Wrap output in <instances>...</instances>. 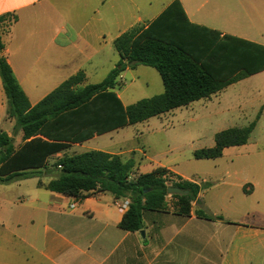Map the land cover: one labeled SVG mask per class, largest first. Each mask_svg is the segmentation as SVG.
<instances>
[{
    "label": "crops",
    "instance_id": "obj_1",
    "mask_svg": "<svg viewBox=\"0 0 264 264\" xmlns=\"http://www.w3.org/2000/svg\"><path fill=\"white\" fill-rule=\"evenodd\" d=\"M174 1L0 0V16L13 20L3 36V55L35 105L80 71L85 74L83 85L100 71L110 72L120 60L115 41L133 28H147ZM179 1L192 23L264 46V0ZM119 78L116 88L122 92L115 91L123 102L127 88ZM13 128L0 78V131L13 136ZM97 137L51 156L41 177L0 184V264H264V165L254 166L253 176L209 182L192 179L143 152L153 166L140 172L136 162L133 177L164 167L210 186L200 192L190 216L178 214L168 195L167 210H146L144 228L132 232L120 228L125 212L116 201L123 199L110 193L78 198L46 189L58 174L54 162L77 154L74 148ZM125 142L88 151L136 161L140 150L118 146ZM9 185L21 193L10 195ZM197 209L214 218L198 217Z\"/></svg>",
    "mask_w": 264,
    "mask_h": 264
},
{
    "label": "trees",
    "instance_id": "obj_2",
    "mask_svg": "<svg viewBox=\"0 0 264 264\" xmlns=\"http://www.w3.org/2000/svg\"><path fill=\"white\" fill-rule=\"evenodd\" d=\"M12 22L9 15L0 16V78L8 118L15 122L14 133H23V144L17 148L14 137L0 131V184L41 177L49 158L71 144L209 98L264 71V46L192 23L175 0L147 28H133L115 41L120 60L102 82L83 86L85 74L80 71L32 105L3 55V36ZM139 65L160 74L164 91L125 106L115 91L117 79ZM258 119L259 115L246 127L218 132L215 146L196 150L194 157L216 159L226 148L247 144ZM135 166L134 157L124 159L102 150L64 155L54 162L58 174L46 189L78 198L110 193L117 200L128 199L120 228L134 232L144 228L146 210H167L169 187L187 191L172 194V206L178 214L190 216L192 204L210 186L185 180L164 167L133 177ZM195 213L214 218L202 209Z\"/></svg>",
    "mask_w": 264,
    "mask_h": 264
},
{
    "label": "rangeland",
    "instance_id": "obj_3",
    "mask_svg": "<svg viewBox=\"0 0 264 264\" xmlns=\"http://www.w3.org/2000/svg\"><path fill=\"white\" fill-rule=\"evenodd\" d=\"M108 74L106 69L100 71L90 76L83 86L100 83ZM119 80L127 88L126 94H122L123 102L127 105L164 91L160 74L154 68L144 65L134 70H125ZM115 90L122 92L117 88ZM258 115L260 119L248 145L229 147L217 159L197 160L194 157L196 150L215 146L218 132L233 127H246ZM3 128L9 129V124L5 123ZM12 135L14 143L19 146L22 143L20 132L15 134L13 128ZM124 140L127 142L118 146L140 150L136 154L140 172H146L153 166L145 159L144 152L156 162L195 180L219 182L253 176L256 173L253 167L264 165V72L233 83L209 98L130 125L119 132L101 135L74 148V151L82 153L89 148H105ZM7 189L13 196L21 193V189L13 185L7 186ZM170 199L173 204L175 199L172 195Z\"/></svg>",
    "mask_w": 264,
    "mask_h": 264
},
{
    "label": "built area",
    "instance_id": "obj_4",
    "mask_svg": "<svg viewBox=\"0 0 264 264\" xmlns=\"http://www.w3.org/2000/svg\"><path fill=\"white\" fill-rule=\"evenodd\" d=\"M116 204L122 212H126L129 209L130 201L128 199H123L122 201L118 200L116 201ZM71 207H74V204L71 205Z\"/></svg>",
    "mask_w": 264,
    "mask_h": 264
},
{
    "label": "water",
    "instance_id": "obj_5",
    "mask_svg": "<svg viewBox=\"0 0 264 264\" xmlns=\"http://www.w3.org/2000/svg\"><path fill=\"white\" fill-rule=\"evenodd\" d=\"M168 193L169 194H186L187 191L181 190L180 188L177 187H169L168 188ZM142 235H144V232L142 231Z\"/></svg>",
    "mask_w": 264,
    "mask_h": 264
}]
</instances>
